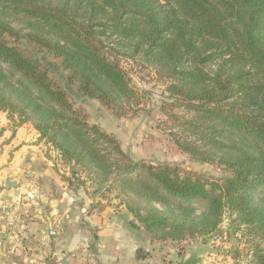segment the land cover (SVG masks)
Segmentation results:
<instances>
[{
	"label": "trees",
	"instance_id": "1",
	"mask_svg": "<svg viewBox=\"0 0 264 264\" xmlns=\"http://www.w3.org/2000/svg\"><path fill=\"white\" fill-rule=\"evenodd\" d=\"M119 56L151 67L185 110L172 116L177 147L229 175L133 160L88 122L58 76L120 107L137 90ZM0 110L17 116L14 126L30 122L101 194L115 188L123 218L150 243L208 235L226 212L264 238V203L254 200L264 194V0H0ZM255 259L264 264V249Z\"/></svg>",
	"mask_w": 264,
	"mask_h": 264
},
{
	"label": "crops",
	"instance_id": "2",
	"mask_svg": "<svg viewBox=\"0 0 264 264\" xmlns=\"http://www.w3.org/2000/svg\"><path fill=\"white\" fill-rule=\"evenodd\" d=\"M59 161L29 124L12 131L0 111V264H183L192 245L181 255L171 242L139 238L122 205L88 181L69 187Z\"/></svg>",
	"mask_w": 264,
	"mask_h": 264
},
{
	"label": "rangeland",
	"instance_id": "3",
	"mask_svg": "<svg viewBox=\"0 0 264 264\" xmlns=\"http://www.w3.org/2000/svg\"><path fill=\"white\" fill-rule=\"evenodd\" d=\"M119 57L120 66L130 77L131 84L137 90V99L124 103L120 107L113 105L108 107L97 99L81 97L67 83L63 74L62 76L57 75L59 82L66 90L73 104L82 106L87 111L88 122L97 124L108 134L115 136L122 149L133 160H144L153 164L167 163L177 166L181 173H195L209 180H220L222 177L229 175L230 171L224 165L194 158L177 147L173 134L177 133V135H180L178 132L181 129L174 124L172 116L175 113L184 115L186 114L185 110L181 106H177V103L174 102V99L166 90L164 81L158 78V75L151 67L139 64L137 61L127 57ZM52 59L51 55L43 58V60ZM1 112L6 114L12 131L22 124H29L36 130L30 122L14 126L17 123V116L13 115L12 120L6 111ZM39 138L54 149L40 135ZM54 150L57 151L56 149ZM58 154L60 156V168H67L68 171V174L62 173V176L66 184H69V187L76 188V184L80 183V181L84 182V184L87 181L92 183L90 176L86 172L77 166L72 170L70 164L64 160L59 152ZM71 171L76 173L75 177ZM77 176L80 177V180L76 183ZM98 193L102 195L101 191H98ZM116 193L117 190L112 188L106 193L107 196H99L108 200L110 205L116 208L120 205L119 198L115 196ZM254 200L258 204L264 203V194H255ZM155 206L158 205L156 204ZM191 206L195 208L196 213L203 209L202 204L198 202H193ZM128 217L131 216L127 215ZM233 217L234 215L230 216L226 212L216 231L208 235L187 237L177 241L176 244L180 245L181 241L187 240V245H192L190 252L197 251L201 256L199 264H256L255 254L264 249V238L254 235L244 224L237 225ZM130 221L138 223L133 217ZM136 231L139 238L142 237L141 235L145 236L142 231H138V228Z\"/></svg>",
	"mask_w": 264,
	"mask_h": 264
},
{
	"label": "water",
	"instance_id": "4",
	"mask_svg": "<svg viewBox=\"0 0 264 264\" xmlns=\"http://www.w3.org/2000/svg\"><path fill=\"white\" fill-rule=\"evenodd\" d=\"M45 65H47L45 63ZM5 185L7 187H14L15 184L10 181V179H6ZM201 262V256L197 251H191L189 255L184 259L183 264H199Z\"/></svg>",
	"mask_w": 264,
	"mask_h": 264
},
{
	"label": "built area",
	"instance_id": "5",
	"mask_svg": "<svg viewBox=\"0 0 264 264\" xmlns=\"http://www.w3.org/2000/svg\"><path fill=\"white\" fill-rule=\"evenodd\" d=\"M11 222H12L11 220H8L6 222V224H10ZM86 240H87V238H84V241H86ZM88 242H89V240L86 241V244ZM187 244H188L187 240H183V241L180 242V245H177L176 243H173L172 245H175L176 248H180L182 246H186L187 247L188 246Z\"/></svg>",
	"mask_w": 264,
	"mask_h": 264
}]
</instances>
